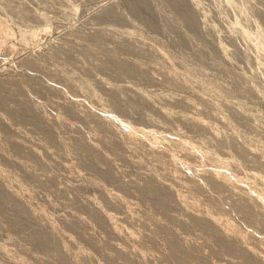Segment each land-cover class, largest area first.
Returning a JSON list of instances; mask_svg holds the SVG:
<instances>
[{"label":"clouds","instance_id":"1","mask_svg":"<svg viewBox=\"0 0 264 264\" xmlns=\"http://www.w3.org/2000/svg\"><path fill=\"white\" fill-rule=\"evenodd\" d=\"M0 12V264H264V199L174 163L195 145L264 178V0H0ZM105 113L161 129L160 147ZM121 199L155 227L133 239L101 225Z\"/></svg>","mask_w":264,"mask_h":264},{"label":"rangeland","instance_id":"2","mask_svg":"<svg viewBox=\"0 0 264 264\" xmlns=\"http://www.w3.org/2000/svg\"><path fill=\"white\" fill-rule=\"evenodd\" d=\"M9 17H11L12 20H15V17H16V13H9ZM8 19L7 17L4 16V13L3 12H0V27H3L4 25V22L5 20ZM231 39H236V37H231ZM240 39L241 41L247 39V37H245L243 34H241L240 36ZM216 47L220 50V54L222 56H226V53H227V50L230 46H227L224 44L223 40L218 38L217 39V44H216ZM253 48H255V44L252 45ZM160 54L162 56H166V53L163 52V50H160ZM256 58L254 57V60ZM189 68L192 67V65H188ZM169 68H170V72H169V75L172 74V71H183L184 69L183 68H177L175 65H169ZM253 69L252 68H248L247 71L251 72ZM16 71H20V72H27L28 69L26 67H23V66H20V67H17L16 68ZM256 71H264V70H261L259 69V66L257 65V68H256ZM196 78L193 77V80H195ZM53 87H55V85H53ZM199 87H208L210 90L212 89H215L217 91V93L220 92V86L218 85V83L216 82H205V81H200L199 83ZM215 107V105H214ZM111 115H114L116 116L117 118H119V120H122L118 115H116L115 113H110ZM249 118H251V115L249 116ZM123 121V120H122ZM209 123H214L215 121H207ZM159 131L162 133V130L159 129ZM155 149H158V148H155ZM200 151V149H199ZM183 159L184 156L181 155L179 157H177V159ZM221 159H226L228 160L229 157L227 155L223 156V157H220ZM199 158L196 157L195 160L191 161V163H196L198 161ZM230 169L232 170L233 174L237 177V178H240L241 179V182L243 183V185H240V187H243L244 191L248 192L250 197L253 199V200H256L257 202H259L261 200V197L262 195H264V185H261L260 183H258L257 181H254L253 183L251 182H248L249 179L246 177V172H243V173H239V172H235L232 168V166H230ZM201 175H204V173H202ZM245 181V183H244ZM248 185V186H247ZM245 186L248 187V190L245 188ZM130 201V200H129ZM132 203L135 204L134 208H133V213L132 215L124 218V214H123V211L122 212H117V213H113L109 210H104L103 212H107V213H110V214H114L116 217L118 216L119 218V221L118 222H110V226H111V230L113 232V234L116 236V237H120V234L121 232H125L130 238H135V230H134V225L136 227H139L140 223H146L147 227L148 228H152V227H155V224H153L152 220H147L145 221V217L148 216V215H152L151 213V210H149V212H145V206L140 204L139 201H131ZM192 206L195 207L196 206V202L195 201H192ZM204 209H207V208H204ZM203 209V210H204ZM209 212H211L209 209H207ZM193 215H198L199 212H192ZM100 217V216H98ZM187 218L185 217V220ZM98 222H99V219H97ZM155 220L158 221V224L160 223H163L166 225V221L164 220V217L162 216H159L158 214H155ZM100 223V222H99ZM102 223V222H101ZM100 223V224H101ZM103 225V224H101ZM257 226L258 227H264V225H260L259 222H257ZM254 231H256V228H254ZM260 234V235H259ZM257 235L261 236L264 238V231H257ZM81 251V254H87L89 252H91V249L88 248L87 246H84V247H81L80 249Z\"/></svg>","mask_w":264,"mask_h":264},{"label":"bare ground","instance_id":"3","mask_svg":"<svg viewBox=\"0 0 264 264\" xmlns=\"http://www.w3.org/2000/svg\"><path fill=\"white\" fill-rule=\"evenodd\" d=\"M105 118L106 119H110L113 121L114 124H119L122 128H124L125 130H127L131 136L133 137H136V136H142L144 141L145 142H148L151 144V146L153 147V149L155 148H159L160 147V144L158 142H156V138L159 134H162L160 131H159V128H156V129H145L143 130L142 132H138L135 128H131L129 127L128 123L125 122V121H122V120H119V118H117L116 116L114 115H111L110 113H105L104 114ZM209 122H205L203 126L207 127ZM193 149H195V151H193ZM199 149L196 148L195 145H193V148H190L188 153H187V156L190 157V158H184L183 159H177L175 158V165L178 167V168H181V169H184V171L188 174V175H191L192 174V167H190V165H193V164H196L197 167H198V171L200 174L204 173H208L209 171L214 174L216 177H220L221 175L224 176V177H227L229 180H232L236 186L238 188H240V185H243V183L241 182V179L240 178H237L232 170L230 169V166L231 164L228 163L229 159L228 160H224V159H221L222 161L225 162V164H227V166H213L212 164H210L207 160H202L199 156ZM197 158L198 161L196 163H191V161L195 160ZM200 164H203L204 166L203 167H199ZM246 177L249 179L248 182H251L253 183L254 181H257L258 183H260L261 185H264V178H261V176L259 174H256V175H250L246 172ZM245 183V181H244ZM248 186V185H247ZM245 186V188L248 190V187ZM246 192V191H245ZM247 194L249 195V193L247 192ZM250 196V195H249ZM261 199H264V195H262L261 197H259ZM181 199V206L184 207V210L186 212H190V208L188 205H186L184 203V197H180ZM121 204L123 205V214H124V218L132 215L133 213V208L135 206L134 203H132L131 201L129 200H123L121 199ZM203 213L205 215L206 218L212 220L214 223H216L217 225H221L223 224V230L225 232H228L232 229V225L229 224L225 219L224 217H220V216H215V215H212L211 212H209L207 209H204L203 210ZM190 214H193L192 212H190ZM199 215V214H198ZM119 217L115 216L113 213L110 214V213H107V212H103V216H100V217H97V219H99V222L101 224H103L104 220L106 219L108 224L110 225V222H118ZM155 222L158 224V221L155 220ZM260 235V234H259ZM257 235V232H256V238L257 239H260V238H263L261 236ZM237 238H240L241 239V242L243 243V238L242 236L241 237H237Z\"/></svg>","mask_w":264,"mask_h":264}]
</instances>
